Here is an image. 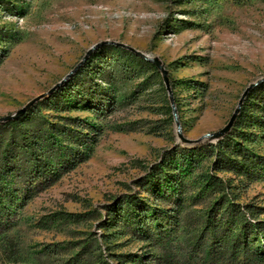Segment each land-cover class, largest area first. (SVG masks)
Returning <instances> with one entry per match:
<instances>
[{
	"label": "rangeland",
	"instance_id": "374dc122",
	"mask_svg": "<svg viewBox=\"0 0 264 264\" xmlns=\"http://www.w3.org/2000/svg\"><path fill=\"white\" fill-rule=\"evenodd\" d=\"M170 1L0 0V117L48 92L92 45L116 42L95 49L56 99L39 100L41 116L50 122L79 118L96 128L95 142L85 161L15 213L10 236L18 251L15 259H4L0 237V264H61L84 244L106 264H212L195 240L217 196L201 193L214 157L204 155L192 167L182 151L219 139L182 141L177 124L194 141L223 128L245 89L264 77V1ZM118 42L158 57L168 85L159 69L125 71L133 64L121 48L131 50ZM91 86L108 95L112 110L96 113L89 99L101 96ZM241 109L240 123L225 136L264 157V87L252 88ZM163 162L174 166H159L165 180L189 168L179 196L187 198L184 208L157 196L153 166ZM218 176L230 200L264 220V174ZM126 193L140 197L146 214L133 208L135 220L115 224L106 207Z\"/></svg>",
	"mask_w": 264,
	"mask_h": 264
},
{
	"label": "trees",
	"instance_id": "16d2710c",
	"mask_svg": "<svg viewBox=\"0 0 264 264\" xmlns=\"http://www.w3.org/2000/svg\"><path fill=\"white\" fill-rule=\"evenodd\" d=\"M179 1L183 0L170 2ZM229 1L241 5L252 0ZM121 49L130 58V64H133L124 66L125 71L133 72L137 67L158 69L153 62L136 52ZM90 60L87 57V61L76 72L81 73ZM2 61L1 56L0 63ZM113 61L116 62L117 59L110 62ZM63 85L59 86L49 99L54 100L57 93L66 91V86ZM257 86L264 87V82ZM90 89L101 96V99L96 101L89 99L96 113L113 109V101L106 93H99L97 87L91 86ZM85 98L87 97L82 96L83 101ZM41 103L42 101L38 100L23 115L0 123V237L4 247L2 255L6 260L15 259L18 251L16 242L10 236V230L16 223L15 213L35 193L43 191L64 173L85 161L89 157L88 150L95 142L92 131H97L96 128H91L79 118H69L68 122H50L41 116ZM237 116L234 126L238 125L243 117L240 112ZM32 117H35V123L31 122ZM182 152L184 163L192 167H196L204 155L214 157L212 172L206 178L207 183L201 187V193L205 197L217 196L208 205L200 238L195 240L196 249L201 244L200 249L207 250V256L210 257L212 264H264V220H255L254 212L248 207L230 200L225 181L218 176V172L232 171L237 175L258 179L264 174V157L251 154L240 143L230 144L227 136L220 138L214 145L204 143L186 146ZM159 166L174 168L169 162L153 166L154 171L156 169V178L160 182L158 198L174 202L182 208L186 207L187 198L181 201L179 196L186 190L184 176L187 175L189 168H183L179 177L176 175L165 180L163 169ZM142 204V200L136 194H122L106 207L107 218L113 220L115 224L129 223V220H135L133 208L146 214ZM84 245L76 255L61 264H106L104 260L91 253L89 245Z\"/></svg>",
	"mask_w": 264,
	"mask_h": 264
},
{
	"label": "water",
	"instance_id": "95a60500",
	"mask_svg": "<svg viewBox=\"0 0 264 264\" xmlns=\"http://www.w3.org/2000/svg\"><path fill=\"white\" fill-rule=\"evenodd\" d=\"M105 43H116V42H113V41H107V40H103L102 42L100 43H96L94 45H92L88 50H87V53L83 56V59L64 77L62 78L60 81L57 82V84H55L53 87H51L49 89L48 92L46 93H42L40 96H37L33 99H31L29 102L26 103L25 106H23V108L19 109L18 111L14 112V113H11V115H6V116H1L0 117V123L1 122H4V121H8V120H11L12 118H17L21 115H23L26 110L28 108H30L35 102H37L38 100H40L41 98H43L44 96L46 95H51L53 92L56 91V89L63 85L69 78L72 77L73 73L79 68L81 67L86 61H87V57L97 48H99L100 46H102V44H105ZM117 44H120L122 45L123 47H126L127 49L131 50L132 52H136L138 55H140L141 57L147 59L148 61L150 60L151 62H153L157 68L163 72V75H164V81L166 82V84L168 85V71L166 70V68H164V65L162 63V61L158 58V57H150V56H146L144 53H142L141 51L137 50L136 48H132L124 43H120L118 42ZM260 82H264V77L260 78L258 81L250 84L246 89L245 91L243 92V95L241 96L240 98V102H239V105L237 106V108L234 110L233 114L231 115L232 117L229 119V122L221 129L217 130V131H213V133H210V134H207V135H204L203 137L199 138L198 140H190L186 137H184L183 133H181V127L179 124L178 125V133H179V137L181 138L182 141H185V142H188V143H198V141H200L202 138H205V137H210L212 139H220L222 137H224L228 132H229V129L233 126L235 120L237 119V115L239 114L241 108H242V105L244 103V98L245 96L248 94V92L256 87L257 85H259ZM173 111H174V114H175V107L173 105Z\"/></svg>",
	"mask_w": 264,
	"mask_h": 264
}]
</instances>
